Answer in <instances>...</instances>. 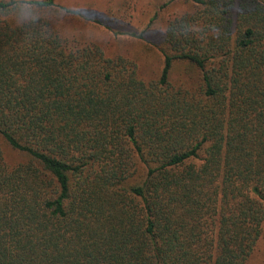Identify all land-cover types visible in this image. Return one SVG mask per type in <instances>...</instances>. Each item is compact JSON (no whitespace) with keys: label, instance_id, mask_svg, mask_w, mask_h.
Instances as JSON below:
<instances>
[{"label":"trees","instance_id":"16d2710c","mask_svg":"<svg viewBox=\"0 0 264 264\" xmlns=\"http://www.w3.org/2000/svg\"><path fill=\"white\" fill-rule=\"evenodd\" d=\"M184 1L148 25L156 79L69 33L89 19L56 0L22 27L0 18V264L254 263L264 0Z\"/></svg>","mask_w":264,"mask_h":264},{"label":"rangeland","instance_id":"374dc122","mask_svg":"<svg viewBox=\"0 0 264 264\" xmlns=\"http://www.w3.org/2000/svg\"><path fill=\"white\" fill-rule=\"evenodd\" d=\"M58 4L68 9L79 11L85 21L70 18L67 31L93 41L104 48L109 54L129 57L140 66H144L142 74L147 79H156L162 67V57L158 50L159 37L155 27L148 28L153 16L160 15L158 26L182 12L186 8L184 0H129L130 11H120L122 0H56ZM147 30L144 39L139 36ZM160 30V28H159ZM178 77V68L175 70ZM3 147V143H0ZM7 160L17 162L19 154L5 152ZM253 264H264V242L258 251Z\"/></svg>","mask_w":264,"mask_h":264},{"label":"clouds","instance_id":"9594fccd","mask_svg":"<svg viewBox=\"0 0 264 264\" xmlns=\"http://www.w3.org/2000/svg\"><path fill=\"white\" fill-rule=\"evenodd\" d=\"M43 8L42 0H0V18L22 27L35 22Z\"/></svg>","mask_w":264,"mask_h":264}]
</instances>
